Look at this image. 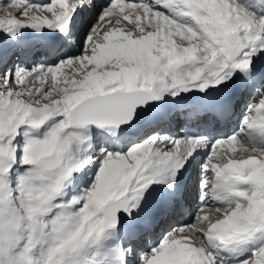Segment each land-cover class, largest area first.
<instances>
[{
  "label": "snow or ice",
  "instance_id": "snow-or-ice-1",
  "mask_svg": "<svg viewBox=\"0 0 264 264\" xmlns=\"http://www.w3.org/2000/svg\"><path fill=\"white\" fill-rule=\"evenodd\" d=\"M0 264H264V0H0Z\"/></svg>",
  "mask_w": 264,
  "mask_h": 264
}]
</instances>
